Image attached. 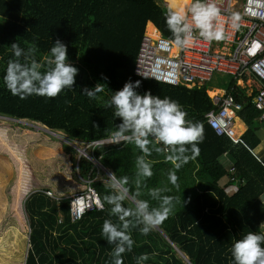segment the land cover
I'll return each instance as SVG.
<instances>
[{
    "label": "trees",
    "instance_id": "trees-1",
    "mask_svg": "<svg viewBox=\"0 0 264 264\" xmlns=\"http://www.w3.org/2000/svg\"><path fill=\"white\" fill-rule=\"evenodd\" d=\"M187 3L188 0H0L1 116L38 123L78 144L105 139L112 135L121 120L103 101L126 81L139 80L137 92L148 91L176 100L186 112V119L203 127L199 155L177 170L179 189L168 180L172 164L164 159V152L153 151L146 157L152 163L151 177H137L135 158L141 153L134 144L123 142L91 149V156L102 167L117 178L128 177L130 197L139 193L138 198L148 200L150 206H158L148 195V189L159 187L170 189L162 194L173 195L178 201L172 214L154 225L147 235L138 228L131 229L134 244L130 252L122 254L123 264H136L134 257L141 253L149 254L144 264H230L234 240L249 231L263 232L264 148L259 146L257 135L262 126L260 111L251 102L255 83L252 81L253 89L248 94V88L236 84L234 77L221 73L213 74L200 86L190 87L170 86L134 74L140 40L145 28L151 29L148 23L163 37L170 38L165 13L170 6H186ZM57 38L65 43L68 61L78 69L72 88L56 97L31 95L20 99L13 95L3 83L7 62L12 58L11 43L16 41L27 48L34 42L35 56L43 71L47 67L45 57ZM226 76L230 79L226 80ZM98 83L105 86L103 92L97 93V99H89L81 93L83 88H93ZM213 89L224 90L241 102L237 116L246 124V130L237 143L224 135H216L206 122V113L216 109L207 94ZM31 133L24 131L20 139L26 140ZM0 137L20 159L21 194H27L29 166H33V171L49 174L45 181L39 182L41 187H50L54 194L69 193L56 199L47 196L44 191L49 189L44 188L28 196L25 212L29 247L23 264H111L110 252L114 245L108 244L102 236L101 226L104 219L116 222V217L109 215L110 205L105 202L104 209L94 208L79 220H70L69 196L81 192L85 184L79 185L70 178L68 157L61 152L59 144L47 138L40 140L36 135V142L28 150L27 164L15 148L18 142L15 133L0 129ZM63 148L68 151L69 147ZM34 155L37 161L32 160ZM227 157L233 170H229ZM45 159L49 165L47 173L40 168ZM0 160L3 168H13L7 156L0 154ZM76 171L81 181L92 180L91 187L98 198L112 191L109 184L98 178L101 171L87 158L78 159ZM4 185V179L0 178V187ZM123 203L132 206L130 200ZM5 205L8 203L0 201L1 209ZM6 218V226L18 225L14 215H6ZM4 219L0 216V229Z\"/></svg>",
    "mask_w": 264,
    "mask_h": 264
},
{
    "label": "clouds",
    "instance_id": "clouds-1",
    "mask_svg": "<svg viewBox=\"0 0 264 264\" xmlns=\"http://www.w3.org/2000/svg\"><path fill=\"white\" fill-rule=\"evenodd\" d=\"M219 17L216 0H190L186 6H170L165 13V23L171 37L161 39L160 43L164 47L185 48L193 43L194 31L203 40H221L224 34ZM10 47L12 58L7 62L3 83L13 95L20 99L31 95L56 97L63 90L72 88L78 69L68 61L67 46L59 38L52 41L49 55L45 57L47 67L43 71L35 56L37 46L34 42L22 48L15 41ZM139 85V80L126 81L121 89L103 101L104 106L113 108V115L121 120L109 143H130L140 150L141 154L135 158L137 177H151L152 163L146 157L153 151L164 152V159L172 164L167 173L168 180L179 189L177 170L199 155V143L204 139L203 127L187 120L186 112L176 100L167 96L161 98L148 91L140 94L136 91ZM103 86L98 83L93 88L85 87L81 93L89 99H97V93L104 91ZM108 178L112 191L102 199L97 198L95 204L98 209H104L106 202L110 205L109 215L116 217V222L103 220L101 234L108 244L114 245L110 252L111 264H123L122 254L130 252L134 244L131 229L138 228L140 233L147 235L154 225L172 214L178 201L173 195L162 194L170 189L153 187L148 189V195L158 202V206H150L148 200L138 198L139 193L129 197L127 176L117 178L110 173ZM136 183L139 185L140 180ZM129 199L131 207L123 203ZM78 202L83 203V197H79ZM82 212L83 208H80L77 218ZM231 257L230 264H264V232L249 231L234 240ZM148 258V253L134 257L136 264H144Z\"/></svg>",
    "mask_w": 264,
    "mask_h": 264
},
{
    "label": "built area",
    "instance_id": "built-area-1",
    "mask_svg": "<svg viewBox=\"0 0 264 264\" xmlns=\"http://www.w3.org/2000/svg\"><path fill=\"white\" fill-rule=\"evenodd\" d=\"M216 3L220 9L223 39L206 41L194 31L195 38L191 45L181 49L164 47L160 40L165 37L148 23L151 29L148 31L145 28L140 40L134 74L170 86L187 87L200 86L217 73L231 75L236 79V84L247 78L251 85L252 81L255 83L256 91L251 102L260 111L259 120L264 126V0H216ZM210 98L216 109L206 113L207 124L216 135H224L234 143L239 142L241 134L236 133L234 122L242 108L241 102L224 91L215 92ZM111 137L82 142L76 149L79 155H87L88 148L117 144L109 143ZM89 158L91 162L95 161V167L100 165L97 159ZM229 170H233L232 163ZM82 181L84 189L69 196L71 221L79 220L87 211L98 209L95 204L98 195L91 187L92 180L86 178ZM44 193L54 197L51 190H45ZM79 197H83V203L78 202ZM80 208H83V212L77 218Z\"/></svg>",
    "mask_w": 264,
    "mask_h": 264
},
{
    "label": "rangeland",
    "instance_id": "rangeland-1",
    "mask_svg": "<svg viewBox=\"0 0 264 264\" xmlns=\"http://www.w3.org/2000/svg\"><path fill=\"white\" fill-rule=\"evenodd\" d=\"M226 80L230 79V76H226ZM239 85L242 87H246L247 92L250 94L251 89L253 86L251 82L246 78L243 82H238ZM224 91V90H223ZM223 91H221L223 93ZM217 91H214V93ZM213 91H209L207 94L208 96H212ZM235 131L239 135L240 131L246 130V124L237 116L235 118ZM43 126H40L34 122H30L27 120H17L14 118L1 116L0 115V129H2L6 133H10L13 131L15 136L18 138V142L16 141L15 148H18L19 153H21L24 162L28 159V153L30 147L36 142L34 140L36 135H39L41 138H47L52 143H58L61 152L68 157L69 161V176L73 179L74 182L78 183L79 185H84L81 181L79 175L77 174V161L83 155H79L76 147H78V143L76 141H70L67 136L59 132H46L42 129ZM26 132H32L30 137H25L26 140L20 139V135ZM35 134V135H34ZM257 135L260 138V147L264 148V127H260L257 130ZM15 137V138H16ZM39 137H37L38 139ZM76 144V145H72ZM64 146H68V151L64 149ZM14 148V147H13ZM72 150V151H71ZM87 155L91 158V149H87ZM0 154H3L8 157V159L12 162L13 168L12 169H5L3 168L2 161L0 160V172L2 175L0 178L4 179L5 185L4 187H0V201L4 200L5 203H8V206H4L3 209L0 208V216H4L5 219L2 221V226L0 229V264H23L26 256L27 249L29 247L28 244V236H29V224L27 220V214L25 212V201L27 200L28 196L35 191L43 190L45 187L48 186H40V181H45L48 178L47 175L41 174L37 171H33V166H29V182L27 184V194H21L19 192V184H21V163L20 159L16 157L14 152L10 149L7 141H4L3 138L0 137ZM86 157V156H85ZM32 160L37 161L35 159V155L31 157ZM39 158V157H38ZM90 160V158L88 159ZM46 161V162H45ZM27 163V162H26ZM47 159L43 160V164H41L40 168L45 169V173L49 172L48 168L49 165L47 164ZM95 163V161H93ZM28 164V163H27ZM96 164V163H95ZM229 166V165H228ZM101 172L98 174V178L102 180L105 184H109L108 175L103 171L100 165L96 166ZM51 189L50 187H48ZM52 192V191H51ZM54 198L60 199L65 195L54 194L52 192ZM130 200V199H129ZM6 215H14L18 221L17 224H11L6 226L7 223ZM261 227L264 232V224H261Z\"/></svg>",
    "mask_w": 264,
    "mask_h": 264
},
{
    "label": "water",
    "instance_id": "water-1",
    "mask_svg": "<svg viewBox=\"0 0 264 264\" xmlns=\"http://www.w3.org/2000/svg\"><path fill=\"white\" fill-rule=\"evenodd\" d=\"M46 132H50L49 130H46V129H44ZM51 133V132H50ZM72 145H74V144H72ZM77 150H78V148H77ZM80 153H82V152H80ZM86 156V157H85ZM83 157H85V158H87L88 159V155H86V154H84L83 155ZM100 164V163H99ZM100 166H101V164H100ZM102 167V166H101ZM102 169H103V171L107 174V175H109L111 172L108 170V169H106V168H104V167H102ZM130 197V196H129ZM131 198V197H130ZM183 257V256H182ZM184 259H185V257H183Z\"/></svg>",
    "mask_w": 264,
    "mask_h": 264
},
{
    "label": "crops",
    "instance_id": "crops-1",
    "mask_svg": "<svg viewBox=\"0 0 264 264\" xmlns=\"http://www.w3.org/2000/svg\"><path fill=\"white\" fill-rule=\"evenodd\" d=\"M210 91H217V92H221L222 90H219V89H213V90H210ZM36 124H38V123H36ZM38 125H40V124H38ZM41 126V125H40ZM244 131L243 130H241L240 131V134H242ZM41 140V139H40ZM227 161H229V163H231V160L227 157ZM45 188H48V187H45ZM49 189V188H48ZM49 190H51V189H49ZM52 191V190H51Z\"/></svg>",
    "mask_w": 264,
    "mask_h": 264
},
{
    "label": "bare ground",
    "instance_id": "bare-ground-1",
    "mask_svg": "<svg viewBox=\"0 0 264 264\" xmlns=\"http://www.w3.org/2000/svg\"><path fill=\"white\" fill-rule=\"evenodd\" d=\"M189 2H190V0H188V3H189ZM188 3H187V4H188ZM213 93H214V92H213ZM213 93H212V94H213Z\"/></svg>",
    "mask_w": 264,
    "mask_h": 264
}]
</instances>
